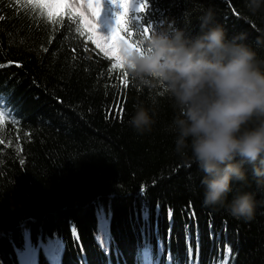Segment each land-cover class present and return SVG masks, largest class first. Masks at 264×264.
Wrapping results in <instances>:
<instances>
[{
    "label": "trees",
    "instance_id": "16d2710c",
    "mask_svg": "<svg viewBox=\"0 0 264 264\" xmlns=\"http://www.w3.org/2000/svg\"><path fill=\"white\" fill-rule=\"evenodd\" d=\"M134 1L141 10L123 24L111 1L101 8L132 47L154 33L192 38L212 9L264 58V10L251 15L245 0ZM86 36L76 19L51 22L31 0H0V264H264V187L251 169V221L205 207L201 173L174 154L165 131L173 100L131 80ZM134 105L155 108L151 133L127 125ZM99 212L109 219L107 249ZM55 242L59 258L48 255Z\"/></svg>",
    "mask_w": 264,
    "mask_h": 264
},
{
    "label": "clouds",
    "instance_id": "9594fccd",
    "mask_svg": "<svg viewBox=\"0 0 264 264\" xmlns=\"http://www.w3.org/2000/svg\"><path fill=\"white\" fill-rule=\"evenodd\" d=\"M245 8L255 16L264 0H245ZM245 41V33L230 37L208 9L198 35L154 33L142 48L122 42L119 63L131 80L162 87L173 100L165 131L174 154L201 173L202 204L251 221L258 201L245 190L248 169L264 187V58ZM133 107L127 125L138 135L151 133L155 108Z\"/></svg>",
    "mask_w": 264,
    "mask_h": 264
},
{
    "label": "snow or ice",
    "instance_id": "6c2138e0",
    "mask_svg": "<svg viewBox=\"0 0 264 264\" xmlns=\"http://www.w3.org/2000/svg\"><path fill=\"white\" fill-rule=\"evenodd\" d=\"M31 2L36 5L37 9L45 10L46 15L51 22L55 23L58 18L63 20L65 16L69 19H76L77 23L80 25L81 32L87 34L86 38L91 41V43L95 46V49H98L103 56L104 52H108L113 60L118 58V51L115 50V41L117 36L114 34L111 38V42H108L105 37L100 35L97 31V23L95 21L100 16L99 3H94L93 0H78L77 3H74L73 0H31ZM123 7L125 13H127V3H125ZM124 22L125 15H121L119 23L123 24ZM116 67L122 68L123 65L121 63H117ZM0 114L6 113L0 110ZM21 163H23V161H21ZM157 212L159 214V205L157 206ZM167 215L170 220L172 217L171 208L167 209ZM161 245L163 246V244ZM145 248L150 249L151 246L146 244ZM148 259L149 257L146 254L145 260ZM192 264H196L195 258H193Z\"/></svg>",
    "mask_w": 264,
    "mask_h": 264
},
{
    "label": "rangeland",
    "instance_id": "374dc122",
    "mask_svg": "<svg viewBox=\"0 0 264 264\" xmlns=\"http://www.w3.org/2000/svg\"><path fill=\"white\" fill-rule=\"evenodd\" d=\"M105 0H93L94 3H99L100 4V16L99 18L95 21L97 23V31L99 32L100 35H102L103 37H105V39L108 42H111V38L112 36L115 34L117 36V39L115 41V50L118 51V58L117 60L120 61V56H119V51H120V47L122 44V40L121 37L119 35L118 30L116 29V22L112 21V20H106L102 17V13H101V8L103 5V2ZM111 1L112 6L116 7L119 9V11L121 12L118 16V18H120L121 15H125L131 12H138L141 10V5L137 4V1L134 0H109ZM74 3H77L78 0H73ZM127 3L128 5V10L127 13H125L124 11V7L123 5ZM108 56H110V54L108 52H105ZM111 57V56H110ZM98 215V233H97V237L98 240L100 242V244L107 249L108 245H109V219L106 216V214L103 212H99L97 213ZM43 246V248L46 250L47 248V244H41ZM54 251L52 252V254L48 253V255L50 257H60V254L62 253V248L60 247V245L58 243H53L52 244ZM39 252V248H34V250L29 248V252L26 254V259L30 260L31 262L34 261L33 260V255H35L37 253L38 255ZM36 261V260H35Z\"/></svg>",
    "mask_w": 264,
    "mask_h": 264
}]
</instances>
